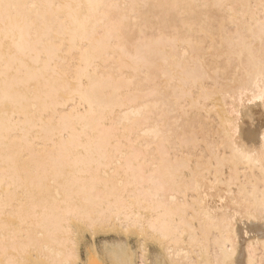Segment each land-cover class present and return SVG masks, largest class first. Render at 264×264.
I'll return each instance as SVG.
<instances>
[{"label":"bare ground","instance_id":"6f19581e","mask_svg":"<svg viewBox=\"0 0 264 264\" xmlns=\"http://www.w3.org/2000/svg\"><path fill=\"white\" fill-rule=\"evenodd\" d=\"M108 228L264 264V0H0V264Z\"/></svg>","mask_w":264,"mask_h":264},{"label":"rangeland","instance_id":"374dc122","mask_svg":"<svg viewBox=\"0 0 264 264\" xmlns=\"http://www.w3.org/2000/svg\"><path fill=\"white\" fill-rule=\"evenodd\" d=\"M82 229L75 233L77 252L81 264H113L111 256L105 249V244L116 242L127 243L129 247L138 253L141 245L146 250L147 263L150 264L155 255L162 253V248L153 239L143 237L133 230L124 231L118 228H108L101 230Z\"/></svg>","mask_w":264,"mask_h":264}]
</instances>
